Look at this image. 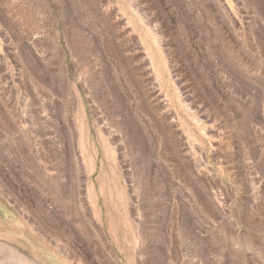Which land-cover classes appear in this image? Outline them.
Listing matches in <instances>:
<instances>
[{"label":"rangeland","instance_id":"obj_1","mask_svg":"<svg viewBox=\"0 0 264 264\" xmlns=\"http://www.w3.org/2000/svg\"><path fill=\"white\" fill-rule=\"evenodd\" d=\"M0 264H264V0H0Z\"/></svg>","mask_w":264,"mask_h":264}]
</instances>
